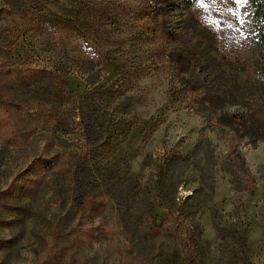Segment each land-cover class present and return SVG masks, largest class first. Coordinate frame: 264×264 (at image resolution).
I'll use <instances>...</instances> for the list:
<instances>
[{"label":"rangeland","instance_id":"rangeland-1","mask_svg":"<svg viewBox=\"0 0 264 264\" xmlns=\"http://www.w3.org/2000/svg\"><path fill=\"white\" fill-rule=\"evenodd\" d=\"M0 264H264L250 2L0 0Z\"/></svg>","mask_w":264,"mask_h":264},{"label":"trees","instance_id":"trees-1","mask_svg":"<svg viewBox=\"0 0 264 264\" xmlns=\"http://www.w3.org/2000/svg\"><path fill=\"white\" fill-rule=\"evenodd\" d=\"M248 2H250L252 4V6L255 7L256 10H258L260 12L261 17L264 19V7H262L261 2H259V0H247ZM232 156L230 158V163L234 164L237 163V160L242 162L243 164V157L241 156V154L239 153V150L237 149V147H232ZM235 165V164H234ZM238 172H233V176H235Z\"/></svg>","mask_w":264,"mask_h":264}]
</instances>
